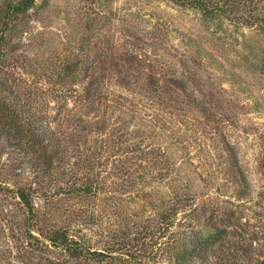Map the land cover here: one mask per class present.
Listing matches in <instances>:
<instances>
[{
    "label": "rangeland",
    "instance_id": "1",
    "mask_svg": "<svg viewBox=\"0 0 264 264\" xmlns=\"http://www.w3.org/2000/svg\"><path fill=\"white\" fill-rule=\"evenodd\" d=\"M31 13L7 49L24 60L15 75L32 90L51 88L74 60L83 76L87 60L106 59L104 72L117 75L112 82L131 84L118 85L99 104L84 96L50 98L36 125L45 126L59 158L46 175L40 170L45 159L31 171L29 158L4 150L2 139V183L32 184L41 218L85 233L95 247L124 223L158 219L167 199L191 194L196 230L212 220L224 224L230 245L254 237L250 250L264 258V73L257 56L264 37L249 28L242 36L227 22L205 21L171 0H38ZM152 74L169 85L163 102L148 99ZM6 79L0 72L1 95L11 102L22 81ZM123 131L128 137H120ZM139 142L137 152L132 147ZM233 149L243 175L227 164ZM152 167L158 169L148 173ZM86 184L89 192L81 190ZM0 205L13 213L15 226L9 230L0 221V254L13 251L3 263L24 264L10 238L21 231L24 209L8 189L0 190Z\"/></svg>",
    "mask_w": 264,
    "mask_h": 264
},
{
    "label": "trees",
    "instance_id": "2",
    "mask_svg": "<svg viewBox=\"0 0 264 264\" xmlns=\"http://www.w3.org/2000/svg\"><path fill=\"white\" fill-rule=\"evenodd\" d=\"M171 1L197 10L205 21L217 20L218 26L227 22L235 32L242 30V36L246 37L245 29L249 28L264 37V0ZM37 4L38 0H0V72H4L7 79L14 77L16 82L17 79L22 81L17 85L21 91L19 90L11 102L9 96L1 95L4 81L0 82V140L5 141L4 150L10 149L12 153L20 151L24 158H29L28 168L31 171L37 172L40 168V159H45L46 166H42L40 170L46 175L51 171L54 159L59 158L60 149L52 144V140L46 142L45 126L36 125L38 119H41V113L44 110L49 112L54 99L80 100L84 96L83 100L92 104L102 103L108 94L117 93L118 85L128 88L123 84L131 82H120L118 85L112 82L117 75H108L104 72L105 64L109 63L106 59L87 60L83 65L86 73L83 76L77 73L81 67L79 60L68 62L64 72L54 77L56 85L48 87L46 91L39 90L36 86L32 90L31 83L25 81L22 75L16 77L19 66L24 67L19 65L23 64L24 60L21 61L19 57L12 55V51L7 47L10 45L12 34L17 30L25 31L26 24L32 16L31 10ZM257 56L261 57L260 70L264 73V50L257 53ZM97 69L99 72H96ZM156 71L153 69V72ZM156 74L150 75L147 82V85H151L148 99L152 103L165 101L169 91V85L165 82L160 83V78ZM172 81L178 82L175 78ZM22 92L24 94L20 96ZM61 111L62 109L57 110L56 114L60 115ZM111 133L114 134L113 130ZM111 133L107 135L112 136ZM128 134V131H123L120 137H128ZM132 148L137 152L143 150L140 142L135 143ZM40 150L43 151V155L40 153L41 157H33L32 153L36 154ZM155 157L154 155V159ZM161 164L162 168L169 167L167 161ZM227 164L238 169L243 175L240 159L234 149L227 157ZM155 169L158 168L148 169V173ZM37 183L39 181H34L33 184ZM92 188V185L86 184L81 190L89 192ZM1 189H8L14 193L24 209L20 233L10 236L15 240L16 257L24 264H264V258L257 257L259 254L250 250V245L256 238H244L242 241L244 244L239 242L231 244L232 248L230 245L232 238L227 226L223 227L224 224L220 225L212 220L208 223L207 229L196 230L194 226L199 220H196L194 215L197 207H194L195 198L191 194H181L167 199L163 203L164 207L158 219L150 217L124 223L118 231L108 233L109 238L103 240V247H95L91 243L92 239L85 233L75 234L71 233L68 226L47 224V219L41 218L34 201L39 190L32 184L16 183L9 186L0 180ZM6 210L0 205L1 227L7 225L9 230H14L13 219L9 217L13 213L9 214ZM5 211L7 213H4ZM6 251L8 252L0 254V264H7L3 262L13 252L11 248Z\"/></svg>",
    "mask_w": 264,
    "mask_h": 264
}]
</instances>
